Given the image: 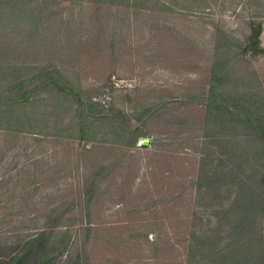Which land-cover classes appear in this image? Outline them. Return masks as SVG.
<instances>
[{"label":"rangeland","instance_id":"1","mask_svg":"<svg viewBox=\"0 0 264 264\" xmlns=\"http://www.w3.org/2000/svg\"><path fill=\"white\" fill-rule=\"evenodd\" d=\"M259 25L264 0H0V260L264 264Z\"/></svg>","mask_w":264,"mask_h":264},{"label":"trees","instance_id":"2","mask_svg":"<svg viewBox=\"0 0 264 264\" xmlns=\"http://www.w3.org/2000/svg\"><path fill=\"white\" fill-rule=\"evenodd\" d=\"M262 32H263V28L261 27V25L252 28V33L247 43L248 48L251 49L252 51L257 52L258 50H262L260 49ZM39 237L40 236H36L25 244L24 246L25 249L23 250L21 256L17 258L14 257L10 260H0V264H22L23 260L30 254V251L32 250L33 245L35 244L42 245V242ZM27 249L29 250L27 251Z\"/></svg>","mask_w":264,"mask_h":264},{"label":"water","instance_id":"3","mask_svg":"<svg viewBox=\"0 0 264 264\" xmlns=\"http://www.w3.org/2000/svg\"><path fill=\"white\" fill-rule=\"evenodd\" d=\"M263 34H264V29H263V32H262V34H261V40H262V35H263ZM261 42H262V41H261ZM262 45H264V42L262 43ZM146 142H147V141H142L141 144H142L143 146H145V145H146Z\"/></svg>","mask_w":264,"mask_h":264}]
</instances>
